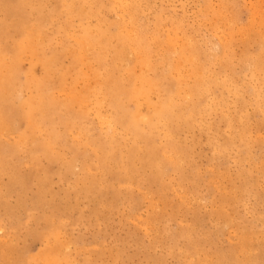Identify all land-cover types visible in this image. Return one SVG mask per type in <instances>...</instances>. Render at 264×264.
Segmentation results:
<instances>
[{
	"label": "rangeland",
	"instance_id": "374dc122",
	"mask_svg": "<svg viewBox=\"0 0 264 264\" xmlns=\"http://www.w3.org/2000/svg\"><path fill=\"white\" fill-rule=\"evenodd\" d=\"M24 1L0 0V264H264V0H134L137 6L126 0L125 8L116 0ZM131 11L134 27L148 35L161 30L169 51L144 60L147 77L160 85L153 101L164 103L172 90L169 63L179 64L180 77L191 86L192 62L198 70L201 60L200 73L212 78L204 77L206 93L189 101L191 123L173 117L169 137L162 126L150 129L142 123L146 103L139 106L140 134L134 136L112 123L123 114L112 111L109 95L101 90L98 101L93 96L95 75L102 77L103 67L115 64L111 36ZM84 27L109 36L112 45L103 62L89 49L81 51L76 39ZM126 52L114 78L123 77L125 69L135 75L143 70L145 62L135 63L133 53ZM255 62L260 72H253ZM126 106L132 110L133 105ZM71 115L78 118L69 129L64 120ZM111 124L114 132L107 130ZM111 135L112 159L95 149ZM48 142L51 153L41 154L39 148ZM133 151L137 157L130 161Z\"/></svg>",
	"mask_w": 264,
	"mask_h": 264
},
{
	"label": "bare ground",
	"instance_id": "6f19581e",
	"mask_svg": "<svg viewBox=\"0 0 264 264\" xmlns=\"http://www.w3.org/2000/svg\"><path fill=\"white\" fill-rule=\"evenodd\" d=\"M18 1V0H17ZM24 1V0H23ZM29 1V0H28ZM44 1V0H43ZM53 1V0H52ZM55 1V0H54ZM53 1V2H54ZM65 1H68V0H65ZM65 1H62V4H63V6L65 5L64 4V2ZM70 1V0H69ZM68 1V2H69ZM81 1H83V0H81ZM80 1V2H81ZM124 1H126V0H116V3L120 6V7H122V8H125L124 7ZM129 2H135L134 0H128ZM137 1V0H136ZM21 2V1H20ZM24 2H27V1H24ZM59 3V1H56V4L58 5V3ZM114 2V1H113ZM15 3V2H14ZM22 3V2H21ZM29 3V2H28ZM83 3V4H82ZM82 3H80L79 5L82 7L83 5H84V2H82ZM140 3V2H139ZM261 3V2H260ZM30 4H32V3H30ZM44 4V3H43ZM54 4V3H53ZM55 4V5H56ZM73 4V3H72ZM82 4V5H81ZM116 4V5H117ZM127 4V3H126ZM125 4V6H126V8H127V6H128V4L126 5ZM13 5V7H15L14 6V4H12ZM25 5H26V3H25ZM60 5V4H59ZM77 5V4H76ZM79 5H78V7H79ZM86 5V4H85ZM116 5H114L113 7H115ZM262 5H264V4H262ZM67 6V5H66ZM73 6H74V4H73ZM132 6H133V3H132ZM132 6H131V8H132ZM135 6H137V4H136V2H135ZM221 6H222V4H221ZM256 6V5H255ZM259 6V5H258ZM11 7L12 6H10V9H11ZM76 7V6H75ZM117 7V6H116ZM36 8V7H35ZM39 8V7H38ZM69 8V7H68ZM77 8V7H76ZM86 8H88V6H86ZM94 8V7H93ZM122 8H120L121 10H122ZM255 8V7H254ZM260 8V7H259ZM9 9V8H8ZM13 9V8H12ZM37 9V8H36ZM67 9V8H66ZM70 9V8H69ZM68 9V10H69ZM73 9H74V7H73ZM78 9V8H77ZM76 9V10H77ZM120 9H116V11L117 10H120ZM130 9V8H129ZM133 9V8H132ZM226 9V8H225ZM57 10H59V8L57 9ZM61 10V9H60ZM72 10V9H71ZM82 10V9H81ZM120 10V11H121ZM161 10V9H160ZM73 11V10H72ZM78 11V13H79V11L80 10H77ZM76 11V12H77ZM84 11V10H83ZM82 11V12H83ZM86 11V10H85ZM128 11V10H127ZM133 11V10H132ZM132 11L130 12L131 14L130 15H128V17H126L127 19H128V21L127 22H125V20L124 21H122V22H120V23H118V26H117V31H116V33L114 34H112V36H111V38L113 39V40H115V42L113 41V43H115V50H116V52H115V64H111L110 63V65H112L111 67H109V68H106V67H103V75H102V77L101 76H98V75H95L94 74V72H92L93 70H94V68H93V70H91V72H90V74L92 75V77L95 75V77H96V83H94L95 84V87L92 85L93 84V82H92V86L95 88L94 89V92H93V96L97 99V101H98V97H99V95L101 94V90H102V94H103V96L105 97L106 95H109V97H110V99H109V101H110V103H111V105H112V107L114 108L112 111H116L117 113L119 112V113H122L123 114V118L122 119H119V120H115V121H112V123L113 122H115V124H117L118 126H120L121 127V129L123 130V131H127L128 133H132L134 136H136V135H139L140 134V128H139V125H138V120H139V118H140V116L141 115H139V106L143 103H146L147 104V106H148V113L144 116V117H142L141 118V121H142V123L145 125V126H147V127H149L150 129H156V128H158V127H163L164 128V130H165V135L167 136V137H169V130H167V126L170 124V122H171V120H172V118L173 117H175V119H177L178 121H183V123H186V124H188L189 122H190V120H191V118H190V111H188V108H189V101L192 99V97H194L195 98V96H198L200 93H206V89H207V85H206V81L205 80H209V82H210V80L212 79H207V77H205V76H203V73H200V71H201V69L199 70V66H201L200 65V63L198 62V64H197V62H196V64L195 65H198L197 67H198V70H197V68H196V66H194V65H192L193 64V62H192V60H191V62H192V64H190L191 65V67H192V69H190L189 70V72L192 70V75H193V78L191 77V80H192V86L190 85V84H188V83H184V80L180 77V67H179V64H177V65H173V66H171V64L169 63H167V61L169 62V60H164V61H166V63L168 64V67H167V64H166V66H165V68L167 69V70H169V71H167L168 73H169V78H170V80H171V88H172V90L169 92V95H168V98L166 99V101L164 102V103H161V101H159V100H157V101H153L152 100V98H154V96H155V94L157 93V91H158V88L160 87V85H159V83L157 82V80H154V79H149L148 77H147V75H146V72H148L147 70L149 69V66H147L146 65V62L150 59V57L153 55L154 56V54H155V56H156V54L157 53H159V51L161 52L162 50H164V48L165 47H163V45L165 46V44H162V41H161V39L163 38L162 36V38H160V36L158 35V31H159V29L157 28V27H155V28H157L156 30H154V32L151 34V35H148V34H146V33H144L143 31H138L134 26H135V24L133 23L134 21H135V19L133 18V14L134 13H132ZM226 11V10H225ZM14 12V11H13ZM45 12H47V11H45ZM59 12V11H58ZM65 12V11H64ZM69 12V11H68ZM71 12V11H70ZM75 12V13H76ZM102 12V11H101ZM123 12V11H122ZM60 13L61 12H59V15H60ZM63 13V12H62ZM67 13V12H66ZM78 13H76V14H78ZM80 13H81V11H80ZM95 13V12H94ZM117 13V12H116ZM125 13V12H124ZM222 13H223V11H222ZM228 13V12H227ZM72 14H73V12H72ZM71 14V15H72ZM75 14V15H76ZM122 14V13H121ZM129 14V13H128ZM140 14V13H139ZM66 15V14H65ZM79 15V14H78ZM84 15V18H87V14H83ZM90 15V14H89ZM119 15V14H118ZM123 15V14H122ZM158 15V14H157ZM55 16V15H54ZM61 16V15H60ZM63 16V15H62ZM121 16V15H120ZM219 16V15H218ZM225 16V15H224ZM1 17V16H0ZM51 17V16H50ZM93 17V16H92ZM122 17V16H121ZM125 17V16H124ZM69 18V17H68ZM84 18L82 19V21L84 20ZM226 18V17H225ZM228 18H232V17H228ZM259 18H260V16H259ZM259 18H257V19H259ZM75 19H76V17H75ZM74 19V20H75ZM77 19H79V17L77 18ZM93 19H95L96 20V18H93ZM126 19V20H127ZM133 19H134V21H133ZM69 20H71V19H69ZM122 20V19H121ZM137 20V19H136ZM158 20H159V18H158ZM164 20V19H163ZM79 21H80V19H79ZM81 21V22H82ZM90 21V20H89ZM88 21V22H89ZM103 21V20H102ZM101 21V22H102ZM205 21V20H204ZM231 21V20H230ZM72 22V21H71ZM70 22V23H71ZM118 22V21H117ZM178 22V21H177ZM229 22V21H228ZM234 22V21H233ZM46 23V22H45ZM86 23V22H85ZM115 23V22H114ZM113 23V24H114ZM210 23V22H209ZM226 23V22H225ZM66 24H68V22H65L64 23V25H66ZM76 24V23H75ZM88 24V23H87ZM97 24V23H96ZM96 24H94V25H96ZM112 24V23H111ZM158 24V23H157ZM221 24V23H220ZM85 25V24H84ZM83 25V26H84ZM116 25V24H115ZM173 25V24H172ZM62 26V25H61ZM61 26H60V30H62L61 29ZM82 26V25H81ZM159 26V25H158ZM171 26V25H170ZM175 26V25H174ZM221 26V25H220ZM231 26V25H230ZM257 26V25H256ZM32 27V26H31ZM67 27H69L68 25H67ZM67 27H64V28H66L67 29V31H68V28ZM172 27V26H171ZM222 27V26H221ZM232 27V26H231ZM63 28V27H62ZM85 28V27H84ZM114 27H112V29H113ZM172 28H174V27H172ZM181 28V27H180ZM179 28V29H180ZM259 28V27H258ZM58 29V30H59ZM80 29H82V28H80ZM98 29V28H97ZM96 29V30H97ZM108 29L110 30V26L108 27ZM111 29V30H112ZM166 29V28H165ZM170 29V28H169ZM175 30H177L176 28H174ZM173 29V30H174ZM186 29V28H185ZM25 30V29H24ZM114 30H116V28L114 29ZM184 30V29H183ZM65 31V30H64ZM170 31V30H169ZM35 32H37L36 30H35ZM72 32V31H71ZM70 32V34L69 35H71V34H73V33H71ZM80 32V31H79ZM98 31H95L94 29H92L91 27H86L85 29H83L82 30V32H81V37L79 38V39H76L77 40V42L79 43V46H80V48H81V51H84V50H90L91 51V55H92V57L95 59V60H98V61H100L101 62V60H102V62L104 61L103 60V54L104 53H106V52H104L106 49H107V47H108V45L109 44H111V42L108 40L109 39V36H107V35H105L104 33L103 34H99V33H97ZM100 32V31H99ZM111 32V31H110ZM172 32H174V31H172ZM171 32V33H172ZM178 32V31H177ZM26 33H27V31H26ZM48 33V32H47ZM161 30H160V35H161ZM169 33V32H168ZM170 33V34H171ZM180 33V32H179ZM253 33V32H252ZM61 34H63V33H61ZM109 34V33H108ZM174 34H176L175 32H174ZM251 34V33H250ZM43 35V34H42ZM50 35H52V34H50ZM63 35H65V34H63ZM62 35V36H63ZM76 35V34H75ZM78 35V34H77ZM173 35V34H172ZM228 35V34H227ZM230 35H232V34H230ZM8 36V35H7ZM27 36H28V34H27ZM34 36V35H33ZM44 36L45 35H43L42 37L44 38ZM49 36V35H48ZM79 36V35H78ZM151 36H154V37H152V39H151V45H149L148 43H147V40H148V38L149 37H151ZM168 36V35H167ZM176 36V35H175ZM183 36H185V35H183ZM255 36V35H254ZM22 36H20V38H21ZM30 37H31V35H30ZM29 37V38H30ZM39 37H41V36H39ZM38 37V38H39ZM41 37V38H42ZM56 37V36H55ZM69 37V36H68ZM73 37V36H72ZM174 37V36H173ZM172 37V38H173ZM179 37V36H178ZM26 38V37H25ZM35 38V37H34ZM36 38H37V36H36ZM165 38H166V36H165ZM184 38V37H183ZM187 38V37H186ZM243 38V37H242ZM40 39V38H39ZM48 39V38H47ZM63 39H64V37H63ZM189 39V38H188ZM191 39V38H190ZM251 39V38H250ZM19 40V39H18ZM32 40V39H31ZM44 40H46L45 38H44ZM165 40V39H164ZM168 40V39H167ZM174 40V39H173ZM179 40V39H178ZM235 40V39H234ZM17 41V40H16ZM38 41V40H37ZM40 41V40H39ZM43 41V40H42ZM74 41H75V38H74ZM166 41V40H165ZM169 41H170V39H169ZM188 41V40H187ZM22 42V41H21ZM31 41H29V43H30ZM35 42V41H34ZM44 42V41H43ZM108 42H110V43H108ZM180 42H182V41H180ZM232 42V41H231ZM230 42V43H231ZM258 42V41H257ZM14 43V42H13ZM27 43V42H26ZM36 43V42H35ZM69 43V42H68ZM108 43V44H107ZM164 43V42H163ZM165 43H167V42H165ZM171 43V42H170ZM246 43V42H245ZM39 44V43H38ZM49 44V43H48ZM183 44V43H182ZM18 45V44H17ZM16 45V46H17ZM21 45V44H20ZM26 45V44H25ZM24 45V46H25ZM67 45V44H66ZM112 45V44H111ZM232 45V44H231ZM12 46H13V44H12ZM31 46V45H30ZM169 46H170V44H169ZM194 46V45H193ZM17 47H19V46H17ZM36 46L34 45V47L33 48H35ZM172 48H173V44H172V46H171ZM185 47V46H184ZM225 47V46H224ZM248 47V46H247ZM13 48V47H12ZM15 48V47H14ZM27 48H29V46L27 47ZM32 48V49H33ZM166 48H167V51H168V47H167V45H166ZM165 48V49H166ZM170 48V47H169ZM171 48V49H172ZM178 48H180V47H178ZM226 48V47H225ZM225 48H223L224 50H225ZM18 50H19V48H17ZM16 49V52L18 51ZM32 49H30V50H32ZM109 49H110V47H109ZM182 49V48H181ZM180 49V50H181ZM196 49V48H195ZM227 49V48H226ZM231 50H232V48H230ZM51 50V49H50ZM54 50V49H53ZM75 50V49H74ZM176 50V49H175ZM174 50V51H175ZM188 50V49H187ZM13 50H11L10 52H12ZM32 51H35V50H32ZM38 51V50H37ZM39 51H40V49H39ZM80 51V52H81ZM111 51H114L112 48H111ZM125 51H128V52H126L127 54L131 51L132 53H133V56H134V59H135V63L136 62H140V60L142 61V62H145L144 60H146V62L145 63H143V65H144V67L142 68V62H141V68L143 69H141L142 70V72L140 73V71L138 72V73H140L139 75L137 74V75H135L134 74V71H133V73H131V71H130V69H125V72H124V75H123V77H120L118 74V77H116L115 76V78L113 77V72H114V70L118 67L117 65H121L120 63L122 62V58H123V54H124V52ZM184 51V50H183ZM182 51V52H183ZM195 51V50H194ZM9 52V51H8ZM20 52V51H19ZM73 52V51H72ZM72 52H71V54H72ZM77 52V51H76ZM187 52V51H186ZM190 52V51H189ZM188 52V53H189ZM225 52V51H224ZM28 53V52H27ZM26 53V54H27ZM41 53V52H40ZM75 53V52H74ZM109 53V52H108ZM192 53V52H191ZM191 53L189 54L190 56H191ZM198 53V52H197ZM230 53V52H229ZM2 54V53H1ZM0 54V55H1ZM9 54V53H8ZM13 54V53H12ZM76 54V53H75ZM78 54H80V53H78ZM82 54H83V52H82ZM163 54V53H162ZM162 54H160V55H162ZM167 54H169V51H168V53ZM171 54L172 53H170V56H171ZM176 54H178V53H176ZM181 54V53H180ZM187 54V53H186ZM259 54V53H258ZM17 55V54H16ZM88 55V54H87ZM126 55V54H125ZM164 55H165V53H164ZM188 55V54H187ZM226 55V54H225ZM246 55H248V53L246 54ZM262 54H260V55H257V56H261ZM12 56V55H11ZM14 56V55H13ZM58 56H60V55H58L57 54V57ZM62 56H63V54H62ZM62 56L60 57V58H62ZM108 56V55H107ZM168 56V55H167ZM169 56V57H170ZM179 56V55H178ZM194 56V55H193ZM20 57V56H19ZM72 57V56H71ZM70 56H69V58H71ZM82 57H83V55H82ZM84 57H85V54H84ZM88 57V56H87ZM127 57V56H126ZM128 57H130L129 55H128ZM128 57H127V59H128ZM159 56H157V58H158ZM165 57V56H164ZM173 57V56H172ZM177 59L180 57H177V56H175ZM189 57V56H188ZM187 57V58H188ZM199 57V56H198ZM201 57V56H200ZM244 57V56H243ZM246 57V56H245ZM262 57V56H261ZM6 58H7V56H6ZM5 58V59H6ZM11 58V57H10ZM39 58V57H38ZM38 58H35V59H37V61L38 60H40V59H38ZM159 58H161V57H159ZM171 58V57H170ZM170 58H168V59H170ZM176 58H174V59H176ZM195 56H194V60H195ZM247 58V57H246ZM260 58V57H259ZM32 59V58H31ZM44 59V58H43ZM46 59V58H45ZM52 59V58H51ZM75 59H77L76 57H75ZM80 60L82 59V58H79ZM131 59V57L129 58V60ZM177 59H176V61H177ZM193 59V58H192ZM225 59V58H224ZM231 59V58H230ZM256 59H258V58H256ZM7 60H8V58H7ZM11 60V59H10ZM74 60V59H73ZM94 60V61H95ZM109 60H110V58H109ZM126 60V59H125ZM171 60V59H170ZM187 60V59H186ZM244 60V59H243ZM252 60H254V59H252ZM262 60V59H261ZM34 61V60H33ZM51 61V60H50ZM59 61H62V60H60L59 59ZM83 61H84V59H83ZM82 61V62H83ZM128 61V60H127ZM179 61H181V59L179 60ZM196 61H198V60H196ZM230 61H232V60H230ZM245 61V60H244ZM257 61V60H256ZM42 62V61H41ZM43 62H45V61H43ZM52 62V61H51ZM72 62V61H71ZM70 62V63H71ZM82 62H81V64H82ZM105 62H107V60L105 61ZM174 62V61H173ZM182 62V61H181ZM195 62V61H194ZM207 62V61H206ZM254 62V61H253ZM252 62V63H253ZM262 62H264V61H262ZM13 63H14V61H13ZM40 63V62H39ZM49 63V62H48ZM62 63V62H61ZM60 63V64H61ZM75 63H76V61H75ZM84 63H86L85 61H84ZM88 63V62H87ZM91 63V62H90ZM92 63H93V61H92ZM91 63V64H92ZM96 63V62H95ZM98 63V62H97ZM161 63V62H160ZM159 63V64H160ZM175 64H176V62H174ZM174 63H172V64H174ZM177 63H178V61H177ZM186 63V62H185ZM189 63H190V61H189ZM252 63H251V65H252ZM258 63L259 62H255L254 64H253V72H257V71H259L260 72V70H259V68H258ZM53 64V63H52ZM56 64V63H55ZM58 64H59V62H58ZM57 64V65H58ZM94 64V63H93ZM92 64V65H93ZM125 66H126V64L125 63H123ZM130 64V63H129ZM152 64V63H151ZM230 64H232V63H230ZM14 65V64H13ZM42 65V64H41ZM56 65V67H58ZM63 65H64V63H63ZM72 65V64H71ZM78 65V64H77ZM88 65V64H87ZM101 65V64H100ZM149 65V64H148ZM152 65H154V64H152ZM181 65H182V63H181ZM206 65V64H205ZM261 65V64H260ZM40 66V65H39ZM48 66L50 67V65L48 64ZM90 66V65H89ZM122 66V65H121ZM120 66V67H121ZM137 66V65H136ZM156 66V65H155ZM159 66V65H158ZM185 66V65H184ZM202 66H203V64H202ZM201 66V67H202ZM250 66V65H249ZM262 66H264V65H262ZM261 66V67H262ZM63 67H65V66H63ZM93 67V66H92ZM91 67V68H92ZM96 67V66H95ZM99 67L100 66H98V70H100L99 69ZM119 67V68H120ZM127 67V66H126ZM181 67H183V66H181ZM190 67V66H189ZM188 67V68H189ZM200 67V68H201ZM206 67V66H205ZM221 67V66H220ZM261 67H260V69H261ZM40 68H42V67H40ZM48 68V67H47ZM46 68V69H47ZM77 68V67H76ZM122 68H124V66L122 67ZM136 68V67H135ZM150 68H152L151 66H150ZM185 68V67H184ZM204 68V67H203ZM14 69H16L17 70V68H14ZM52 69V68H51ZM73 69H75L74 67H73ZM137 69H139V68H137ZM155 69V68H154ZM159 69V68H158ZM157 69V70H158ZM163 69V68H162ZM165 69V70H166ZM262 69H264V68H262ZM50 70V69H49ZM48 70V71H49ZM54 70H55V67H54ZM77 70V69H76ZM184 69H182V71H183ZM203 71H204V69H202ZM2 71V70H1ZM15 71V70H14ZM19 71V70H18ZM52 71H53V69H52ZM163 71H164V69H163ZM228 71V70H227ZM262 71H264V70H262ZM261 71V72H262ZM5 72V71H4ZM8 72V71H7ZM61 72V71H60ZM72 72H73V70H72ZM83 72V71H82ZM96 72H97V70H96ZM116 72V71H115ZM118 72V71H117ZM183 72H185V70L183 71ZM188 72V73H189ZM205 73H206V71H204ZM74 73H76L75 71H74ZM119 73H123L122 71L121 72H119ZM160 73V72H159ZM204 73V74H205ZM14 74V73H13ZM94 74V75H93ZM98 74V73H97ZM190 74H191V72H190ZM261 74V73H260ZM262 74H264V72H262ZM54 75V74H53ZM159 75V74H158ZM52 76V75H51ZM161 76V75H160ZM166 76V75H165ZM185 76V75H184ZM188 76H190V75H188ZM39 77V76H38ZM90 77V76H89ZM186 77V76H185ZM204 77H205V80H204ZM238 77V76H237ZM4 78V77H3ZM49 78V77H48ZM168 78V77H167ZM78 79V78H77ZM157 79V78H156ZM185 79V78H184ZM262 79H264V78H262ZM66 80V79H65ZM82 80V79H81ZM89 80H90V78H89ZM249 80V79H248ZM260 80H261V78H260ZM46 81V80H45ZM92 81V80H91ZM189 80H187V82H188ZM47 82H48V80H47ZM219 82V81H218ZM223 82V81H222ZM242 82V81H241ZM260 82V81H259ZM262 82V81H261ZM212 83V82H211ZM173 84V85H172ZM190 85V87L188 86V85ZM262 84V83H261ZM30 85V84H29ZM90 85V87L92 88V86ZM214 85V84H213ZM25 86H26V83H25ZM33 86V85H32ZM220 86V85H219ZM41 87V86H40ZM85 87L87 88L88 86L87 85H85ZM89 87V88H90ZM30 88V87H29ZM165 88V87H164ZM170 88V87H169ZM245 88V87H244ZM32 89V88H31ZM63 89V88H62ZM216 89V88H215ZM45 90V89H44ZM210 90H212V89H210ZM253 90H254V87H253ZM48 91V90H47ZM69 91V90H68ZM81 91V90H80ZM82 91H83V89H82ZM85 92H86V90H84ZM163 91V90H162ZM166 91H167V88H166ZM256 91V90H255ZM42 92V91H41ZM89 92V91H88ZM215 92V91H214ZM44 93H45V95H46V92L44 91ZM90 93H92L91 91H90ZM234 93V92H233ZM254 93V92H253ZM260 93V92H259ZM262 93V92H261ZM29 94V93H28ZM256 94V93H255ZM262 94H264V93H262ZM55 95V94H54ZM76 95V94H75ZM250 95H251V93H250ZM47 96H48V94H47ZM77 96V95H76ZM92 96V95H91ZM153 96V97H152ZM203 96V95H202ZM208 96V95H207ZM227 96V95H226ZM248 96V95H247ZM32 97H34V96H32ZM31 97V98H32ZM40 97V96H39ZM65 97V96H64ZM78 97V96H77ZM107 97V96H106ZM164 97V96H163ZM162 97V98H163ZM206 97V96H205ZM69 98H71V95H70V97ZM72 98H73V96H72ZM76 98V97H75ZM182 99L183 100V105L185 106L184 107V109L185 110H181V107H182V105H181V103H180V100L179 99ZM201 98H203V97H201ZM222 98V97H221ZM251 98V97H250ZM77 99V98H76ZM75 99V100H76ZM225 99V98H224ZM236 99V98H235ZM242 99V98H241ZM30 100V99H29ZM54 100V99H53ZM52 100V101H53ZM71 100H73L74 101V99H71ZM77 100H79V99H77ZM83 100V99H82ZM81 100V102H85V101H82ZM100 100V99H99ZM104 100V99H103ZM105 100H107V99H105ZM104 100V101H105ZM200 100V99H199ZM198 100V101H199ZM262 100H264V98H262ZM34 101V100H33ZM194 101V103H196L195 102V100H193ZM204 101V100H203ZM216 101V100H215ZM23 102V101H22ZM30 103H31V101H29ZM37 102V101H36ZM227 102V101H226ZM244 102V101H243ZM242 102V103H243ZM42 103V102H41ZM75 103V102H74ZM78 103H80V101L78 102ZM87 103V102H86ZM102 103H103V101H102ZM200 103H202V101L201 102H199V104ZM261 103V102H260ZM33 104H34V102H33ZM47 104V103H46ZM98 102H96L95 103V105L96 106H98ZM129 104H131V105H133V107H132V110H128V106H126V105H129ZM75 105V104H74ZM85 105V104H84ZM188 105V106H187ZM191 105H192V103H191ZM262 105H264V103H262ZM19 106V105H18ZM76 106V105H75ZM88 106V105H87ZM91 106H92V104H91ZM142 106V105H141ZM193 106H194V104H193ZM222 106V105H221ZM257 106V105H256ZM43 107V106H42ZM46 107V106H45ZM241 107V106H240ZM19 108V107H18ZM77 108V107H76ZM86 108V107H85ZM95 108V107H94ZM98 108V107H97ZM193 108H195V107H193ZM51 109V108H50ZM96 109V108H95ZM179 109H180V111H179ZM190 109V108H189ZM213 109V108H212ZM222 109V108H221ZM240 109H242V108H240ZM244 109V108H243ZM75 110V109H74ZM73 110V111H74ZM191 111H192V109H190ZM196 110V109H195ZM29 111V110H28ZM50 111V110H49ZM78 110H76V112H77ZM85 111V110H84ZM83 111V112H84ZM146 111V110H145ZM198 111H199V108H198ZM239 111V110H238ZM193 112H194V109H193ZM195 112H197V110L195 111ZM200 112V111H199ZM201 112H202V110H201ZM89 113V112H88ZM192 113V112H191ZM254 113V112H253ZM258 113V112H257ZM51 114V113H50ZM102 114V113H101ZM194 115H195V113H193ZM47 115V114H46ZM121 115V114H120ZM259 115V114H258ZM234 116V115H233ZM78 118L77 116H73V115H71V116H69V117H67L65 120H64V124L66 125V127H72L73 125H74V119L73 118ZM196 117V116H195ZM262 117H264V116H262ZM1 118V117H0ZM99 118V117H98ZM251 118V117H250ZM253 118V117H252ZM88 119V118H87ZM102 119H104V118H102ZM203 119V118H202ZM232 119V118H231ZM89 120V119H88ZM110 120V119H109ZM233 120H235V119H233ZM248 120V119H247ZM102 121V120H101ZM105 121V120H104ZM237 121V120H236ZM103 122V121H102ZM101 122V123H102ZM110 122V121H109ZM251 122V121H250ZM178 123V122H177ZM191 123V122H190ZM262 123V122H261ZM106 124V123H105ZM141 124V123H140ZM247 124V123H246ZM191 125V124H190ZM110 126H112V124L111 125H109L108 126V129L107 130H110V131H112L113 130V132H114V129L116 128V126H115V128L113 127V128H111ZM245 126V125H244ZM255 126V125H254ZM172 127V126H171ZM231 127V126H230ZM259 127V126H258ZM69 128V129H70ZM83 128V127H82ZM175 129H176V127H174ZM180 128V127H179ZM181 129V128H180ZM50 130L51 131H53L52 130V128H50ZM177 130V129H176ZM151 131V130H150ZM178 131V130H177ZM215 131V130H214ZM235 131V130H234ZM244 131H245V129L243 130V134H244ZM173 132H174V130H173ZM246 132V131H245ZM78 133V132H77ZM221 133V132H220ZM231 133V132H230ZM79 134H81V133H79ZM69 135H70V133H69ZM84 135V134H83ZM82 134H81V136H83ZM57 136V135H56ZM87 136V135H86ZM220 136V135H219ZM236 136V135H235ZM242 136H244V135H242ZM93 137V136H92ZM68 138V137H67ZM109 138L110 139H107V142L104 144V145H99V148H95L99 153H100V155L101 156H103V154L104 155H106V157L108 158H110L111 157V159L112 158H114L113 157V155H112V151H111V148H112V144H113V135H111V136H109ZM241 138V137H240ZM75 139V138H74ZM100 139V138H99ZM220 139V138H219ZM75 140H77V139H75ZM115 140V139H114ZM178 140V139H177ZM242 140V139H241ZM20 141V140H19ZM136 141V140H135ZM205 141V140H204ZM223 141V140H222ZM244 141V140H243ZM6 142V141H5ZM155 142V141H154ZM85 143H87V141H86V139H85ZM135 143V142H134ZM200 143V142H199ZM50 144H51V142H48V143H46V145H44V146H42V147H40L39 148V151H40V153L41 154H44V155H47L48 153L47 152H49V154L51 153L50 152ZM84 144V143H83ZM148 144V143H147ZM85 145V144H84ZM149 145V144H148ZM153 145V144H152ZM18 146V145H17ZM80 146H82V145H80ZM174 146V145H173ZM177 146V145H176ZM182 146V145H181ZM189 146V145H188ZM210 146V145H209ZM86 147V146H85ZM88 147V146H87ZM175 147V146H174ZM224 147V146H223ZM22 148V147H21ZM92 149V148H91ZM238 149V148H237ZM240 149V148H239ZM54 150V149H53ZM87 150V149H86ZM242 150H244V149H242ZM177 152H178V149L176 150ZM182 149H180V154H182ZM246 151V150H245ZM155 152H156V150H155ZM102 153V154H101ZM157 153V152H156ZM162 153V152H161ZM172 153H173V155L175 156L176 155V153H175V151H172ZM171 153V154H172ZM184 153V152H183ZM241 153V152H240ZM250 153V152H249ZM96 154H98V153H95L94 155V157L96 158ZM179 154V153H178ZM177 154V155H178ZM242 154H243V152H242ZM145 155V154H144ZM172 155V156H173ZM186 155V154H185ZM115 156H116V154H115ZM167 156V155H166ZM165 156V157H166ZM169 156H170V154H169ZM189 156H190V154H189ZM39 157V156H38ZM137 157V155H136V153L133 151L131 154H130V161L132 160V159H135ZM138 157H140V156H138ZM80 158V157H79ZM103 158V157H102ZM127 158V157H126ZM153 158V157H152ZM152 158L150 159V164H152ZM166 158H168V157H166ZM171 158H174V157H169V159H171ZM156 159V158H155ZM179 159V157L177 158V160ZM222 159V158H221ZM5 160V159H4ZM69 160V159H68ZM73 160V159H72ZM168 160V159H167ZM174 160V159H173ZM172 160V161H173ZM181 160H184V159H181ZM186 160V159H185ZM241 160H242V158H241ZM142 161H144V160H142ZM176 161V160H175ZM240 161V160H239ZM100 162V161H99ZM109 162V161H108ZM134 162V161H133ZM145 162V161H144ZM180 162V161H179ZM117 163V162H116ZM128 163V162H127ZM135 163V162H134ZM175 163H177V162H175ZM124 164V163H123ZM173 164H174V162H173ZM250 164V163H249ZM75 165V164H74ZM110 165V164H109ZM165 164H163V166H164ZM175 165V164H174ZM174 165H172V166H174ZM180 165H181V163H180ZM7 166V165H6ZM64 166V165H63ZM112 166V165H111ZM121 166V168L123 167L125 170H126V168H128V167H126L125 168V166L124 165H120ZM126 166H129V165H126ZM132 166H133V164H132ZM136 166V165H135ZM162 166V167H163ZM176 166V165H175ZM186 166V165H185ZM4 167V166H3ZM151 167V166H150ZM239 167V166H238ZM252 168V167H251ZM129 170L131 169V167H129L128 168ZM208 169V168H207ZM4 170V169H3ZM133 171H134V169H132ZM154 170V172H155V169H153ZM46 171V170H45ZM259 171V170H258ZM70 172V171H69ZM121 172V171H120ZM124 172V171H123ZM217 172V171H216ZM11 173H12V171H11ZM126 174H127V172H126ZM166 174V173H165ZM164 174V175H165ZM9 175V174H8ZM13 175V174H12ZM62 175V174H61ZM101 175V174H100ZM99 175V176H100ZM162 176H163V173L161 174ZM188 175V174H187ZM224 175V174H223ZM246 175V174H245ZM5 176V175H4ZM14 176V175H13ZM98 176V177H99ZM159 176V175H158ZM191 176V175H190ZM10 177V176H9ZM110 177V176H109ZM147 177V176H146ZM218 177V176H217ZM159 178V177H158ZM193 178V177H192ZM243 178V177H242ZM10 179V178H9ZM122 179V178H121ZM160 179V178H159ZM164 179V178H163ZM213 179V178H212ZM256 179H258V178H256ZM11 180V179H10ZM48 180V179H47ZM12 181V180H11ZM95 181V180H94ZM64 182V181H63ZM80 182V181H79ZM211 182V181H210ZM83 183V182H82ZM176 183V182H175ZM251 183V182H250ZM254 183V182H253ZM3 184V183H2ZM241 184V183H240ZM258 184V183H257ZM216 185V184H215ZM219 185V184H218ZM243 185H245V184H243ZM135 186V185H134ZM142 186V185H141ZM6 187V186H5ZM215 187V186H214ZM246 187V186H245ZM4 188V187H3ZM229 188V187H228ZM256 188V187H255ZM18 189V188H17ZM136 189V188H135ZM182 189V188H181ZM1 190V189H0ZM67 190V189H66ZM82 190V189H81ZM111 190V189H110ZM120 190V189H119ZM16 191V190H15ZM214 191V190H213ZM248 191V190H247ZM11 192V191H10ZM158 192V191H157ZM222 192V191H221ZM84 193V192H83ZM224 194V193H223ZM150 195V194H149ZM221 195V194H220ZM232 195H233V193H232ZM163 196V195H162ZM131 199V198H130ZM155 199V198H154ZM163 199V198H162ZM216 199V198H215ZM214 200V199H213ZM150 201V200H149ZM189 202V201H188ZM237 202V201H236ZM46 203V202H45ZM115 203V202H114ZM160 203V202H159ZM235 203V202H234ZM37 204V203H36ZM94 204V203H93ZM163 204V203H162ZM184 204V203H183ZM238 205H239V203H238ZM23 206H24V204H23ZM50 206V205H49ZM169 206V205H168ZM155 207V206H154ZM107 209V208H106ZM105 209V210H106ZM165 209V208H164ZM223 209V208H222ZM226 210V209H225ZM191 211V210H190ZM193 211V210H192ZM161 212V211H160ZM149 213V212H148ZM178 213V212H177ZM217 213V212H216ZM219 213V212H218ZM68 214V213H67ZM153 214V213H152ZM220 214V213H219ZM64 215V214H63ZM62 217V216H61ZM135 217V216H134ZM42 218V217H41ZM162 218V217H161ZM106 220V219H105ZM9 224V223H8ZM154 226V225H153ZM184 228V227H183ZM182 228V229H183ZM190 228H192V227H190ZM192 233V232H191ZM7 237V236H6ZM7 239V238H6ZM192 240V239H191ZM238 240V239H237ZM9 241V240H8ZM10 242V241H9ZM62 243V242H61ZM251 244V243H250ZM2 245V244H1ZM245 245H246V243H245ZM14 247V246H13ZM13 251V250H12ZM55 251V250H54ZM226 251V250H225ZM244 251V250H243ZM245 252H246V250H245ZM1 253V252H0ZM6 253V252H5ZM41 253V252H40ZM45 253V252H44ZM220 256V255H219ZM9 257H10V255H9ZM15 257V256H14ZM203 257V256H202ZM226 257V256H225ZM11 259L13 258V257H10ZM7 259V258H6ZM10 259V260H11ZM251 259V258H250ZM14 260V259H13ZM21 260V259H20ZM204 260V259H203ZM222 260V259H221ZM253 260V259H252ZM4 262V261H3ZM6 263V262H5ZM49 263V262H48ZM252 263V262H251ZM10 264V263H9Z\"/></svg>",
	"mask_w": 264,
	"mask_h": 264
}]
</instances>
